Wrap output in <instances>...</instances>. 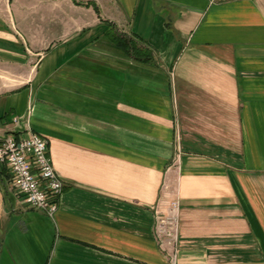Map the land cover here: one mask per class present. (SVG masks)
<instances>
[{
    "label": "crops",
    "instance_id": "obj_1",
    "mask_svg": "<svg viewBox=\"0 0 264 264\" xmlns=\"http://www.w3.org/2000/svg\"><path fill=\"white\" fill-rule=\"evenodd\" d=\"M2 89L65 186L50 217L0 167V264H172L174 199L176 264H264V0H0Z\"/></svg>",
    "mask_w": 264,
    "mask_h": 264
},
{
    "label": "built area",
    "instance_id": "obj_2",
    "mask_svg": "<svg viewBox=\"0 0 264 264\" xmlns=\"http://www.w3.org/2000/svg\"><path fill=\"white\" fill-rule=\"evenodd\" d=\"M15 123L19 121L14 118ZM49 155L48 141L36 132L0 138V167L8 168L12 188L29 207L41 209L53 217L59 208L64 181L57 173ZM155 237L176 264L179 235L180 203L170 200L155 210Z\"/></svg>",
    "mask_w": 264,
    "mask_h": 264
},
{
    "label": "trees",
    "instance_id": "obj_3",
    "mask_svg": "<svg viewBox=\"0 0 264 264\" xmlns=\"http://www.w3.org/2000/svg\"><path fill=\"white\" fill-rule=\"evenodd\" d=\"M127 43H129V42L127 41ZM129 50H131V52L135 56V58L139 59L140 61L151 60V51H149L146 48L138 47L135 43H132L129 46Z\"/></svg>",
    "mask_w": 264,
    "mask_h": 264
},
{
    "label": "rangeland",
    "instance_id": "obj_4",
    "mask_svg": "<svg viewBox=\"0 0 264 264\" xmlns=\"http://www.w3.org/2000/svg\"><path fill=\"white\" fill-rule=\"evenodd\" d=\"M12 77H11V81H10V85L9 86H11V87H6L7 88V90L9 89V90H13V89H15L16 87H18V85H19V83H18V81H20V79H19V77L18 76H16V75H11ZM2 91H6V89H2V90H0V92H2Z\"/></svg>",
    "mask_w": 264,
    "mask_h": 264
}]
</instances>
